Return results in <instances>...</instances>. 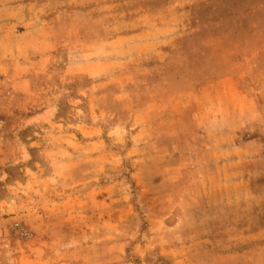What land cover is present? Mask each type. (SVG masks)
<instances>
[{"label": "rangeland", "instance_id": "rangeland-1", "mask_svg": "<svg viewBox=\"0 0 264 264\" xmlns=\"http://www.w3.org/2000/svg\"><path fill=\"white\" fill-rule=\"evenodd\" d=\"M263 228L264 0H0V264H264Z\"/></svg>", "mask_w": 264, "mask_h": 264}, {"label": "crops", "instance_id": "crops-1", "mask_svg": "<svg viewBox=\"0 0 264 264\" xmlns=\"http://www.w3.org/2000/svg\"><path fill=\"white\" fill-rule=\"evenodd\" d=\"M221 151L213 152L209 155L210 168L206 173L208 180L220 183V187L229 189H246L248 187L249 179L246 178L244 169L229 162V159L233 157V160L237 158V161L247 160V148L246 146L238 145V143L230 144V146H224ZM235 155V156H234ZM253 157L254 154H249ZM251 159V158H250ZM181 165H177L178 169ZM255 244H259L261 249H264V228L255 231L253 234Z\"/></svg>", "mask_w": 264, "mask_h": 264}]
</instances>
